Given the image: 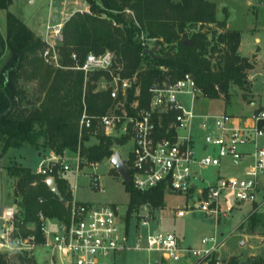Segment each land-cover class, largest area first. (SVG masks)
<instances>
[{
	"label": "trees",
	"instance_id": "16d2710c",
	"mask_svg": "<svg viewBox=\"0 0 264 264\" xmlns=\"http://www.w3.org/2000/svg\"><path fill=\"white\" fill-rule=\"evenodd\" d=\"M89 12L77 11L64 22L63 40L57 46L60 66L43 57L45 43L9 8L13 0H0L7 11V37L0 33V59L7 56L0 74V147L4 155L10 148L31 146L57 155L66 150L79 152L81 165L110 159L114 144L125 145L130 135H106L102 131L81 130V117L86 110L91 116L104 115L115 105L109 90H98L100 79L111 80L109 71H94L87 76L76 69L89 53L107 50L116 56L114 70L133 81L125 107L133 113L131 103L140 108L150 102V88L155 83L175 82L191 73L198 89L207 99H224L231 103L232 88L248 89V71L252 61L240 54L241 32L228 28V12L217 17V4L211 0H85ZM186 40L192 43L186 44ZM153 43V46H149ZM151 51V52H150ZM77 55V60L72 54ZM23 82H35L30 93ZM139 89V94L136 91ZM95 122V126H96ZM92 136L98 142L87 146ZM14 180V197L19 211L16 226L23 235L36 233L43 241L39 213L60 221L68 220L73 201L69 182L54 175L62 198L53 194L45 175L21 164L6 167ZM113 171H118L113 168ZM130 199L127 219L141 206L155 209L164 206V187L150 191L125 183ZM263 215L252 213L239 228L264 225ZM22 256L0 254V264H14ZM35 264L36 262L33 261ZM230 259L226 264H240ZM209 264H216L212 259ZM256 264V260L253 261Z\"/></svg>",
	"mask_w": 264,
	"mask_h": 264
},
{
	"label": "built area",
	"instance_id": "2783aa9c",
	"mask_svg": "<svg viewBox=\"0 0 264 264\" xmlns=\"http://www.w3.org/2000/svg\"><path fill=\"white\" fill-rule=\"evenodd\" d=\"M63 27V21L50 20L41 33L46 45L43 57L55 67L60 66L57 46L63 40ZM72 58L77 60V55L73 53ZM115 64V54L107 50L99 55L89 53L85 61L75 67L86 76L94 71H109L111 80L104 81L102 89L109 90L115 101L104 115L91 116L85 110L80 124L81 130L95 128L96 133L130 135L131 148L122 157L134 187L146 192L163 186L165 193L171 191L186 196L190 203L176 210V218L185 217L196 209L219 221L241 203L251 206V214L264 216V188L259 182L264 176V147L258 146V140L264 136V104L256 106L254 103V111L247 115L197 112L193 105L187 107L184 96H190L193 101L204 96L192 74L185 73L175 82L155 83L150 88L148 107L140 108L135 100L131 103L133 113H130L125 103L134 80L116 73ZM136 92L139 94V89ZM67 152L53 153L39 166L37 173L47 178L55 174L63 177L72 169L66 161ZM73 153L77 156L76 172L79 173L82 160L79 152ZM225 159L231 165L242 164L245 170L235 176L217 173L213 179L205 178L203 171L219 172ZM97 164L89 163L95 167ZM93 183L96 189L105 192L96 174ZM142 208L146 214L138 216V233L133 244L127 209L112 203L75 200L71 203L68 220L60 221L39 213L43 236V241L39 242L36 233L23 235L16 226L19 208L14 204L2 208L0 218L5 225L0 228V254L24 257L25 261L20 264H35L33 261L36 264H116L122 253L138 251L148 255L147 264H162L167 258L184 264H209L212 259L216 264H225L219 255L224 238L205 236L196 247L183 246L175 232L153 227V212L146 205ZM39 248L47 253L41 262L35 255ZM154 254L159 258H152Z\"/></svg>",
	"mask_w": 264,
	"mask_h": 264
},
{
	"label": "rangeland",
	"instance_id": "374dc122",
	"mask_svg": "<svg viewBox=\"0 0 264 264\" xmlns=\"http://www.w3.org/2000/svg\"><path fill=\"white\" fill-rule=\"evenodd\" d=\"M212 1L217 3V14L220 17L222 16L223 19L225 17L222 8L227 9L229 27L239 30L242 35L240 54L249 58L254 68L248 71L247 90L240 89L237 86L232 88V101L230 104H226L224 99L211 100L204 97H199L193 101L190 96H184L185 103L187 107L193 105L197 112L251 114L255 109L253 102L256 103V106L264 104V0ZM86 3L85 0H13L9 11L20 17L29 27L43 32L47 22L51 20V15L59 16V20L63 21L65 14L69 15L72 11L83 9ZM0 33L4 38L7 37V11L3 9H0ZM149 46H153V43H150ZM6 59L7 56L0 59V74ZM104 81L106 80L102 78L97 82L98 90H103L102 83ZM35 84V82H23L24 87L30 93L34 92ZM198 123L199 121H197ZM198 132L201 135L199 130ZM97 142L98 138L92 136L86 142V145L90 146ZM258 146L264 147V136L258 140ZM130 148L131 144L129 143L125 145L114 144L113 146L114 152L119 151L123 157ZM42 151L44 150L42 149ZM1 154L0 147V208H5L16 204L13 189L14 180L9 177L6 167L16 163L35 170L43 162V157L38 155L35 148L28 145L20 148H10L7 153ZM66 161L71 164L72 169L65 172V174L78 198H91L92 202L112 203L120 206L123 210H128L129 193L125 189L120 174L113 171L114 167L110 163V159L98 162L96 167L87 163V165L82 166L79 173L76 172L77 156L72 151L68 150ZM244 170L242 164L231 165L229 160L225 159L222 167L219 168V172L208 169L203 171V175L205 178L213 179L217 173L229 177L235 176ZM94 174L98 176L100 183L104 185V193L96 189L93 183ZM259 182L264 188V176L259 179ZM189 203L183 194L167 191L164 195V206L153 211V227L160 226L164 230L175 232L181 244L186 247H196L203 237L216 235L224 238L219 255L225 264L232 258H236L240 262L256 260V264H264V225L260 224L250 229L246 223L243 228H239L240 224L251 214L249 204L235 205L231 213L227 217H222L219 221L196 209L190 210L185 217L176 218L174 216L176 210L187 206ZM142 214L145 215L146 210L141 206L130 219L131 244L134 243L138 233L137 225L140 219L138 216ZM3 225H5V221L0 218V228ZM242 241L245 242L244 245H241ZM35 255L40 262L47 257L46 251L41 248L36 250ZM152 258H159V255L154 254ZM13 259L16 260L14 264H20L16 258ZM148 261L149 257L144 252L126 251L118 256L116 264H147ZM162 264H184V262H174L167 258Z\"/></svg>",
	"mask_w": 264,
	"mask_h": 264
},
{
	"label": "water",
	"instance_id": "95a60500",
	"mask_svg": "<svg viewBox=\"0 0 264 264\" xmlns=\"http://www.w3.org/2000/svg\"><path fill=\"white\" fill-rule=\"evenodd\" d=\"M57 20H58V17L54 16V18L52 19V22H55ZM39 36H40V34H39ZM185 43L190 44V43H192V41L186 40ZM12 108H13V103L11 101L9 108L0 117L5 116L8 113H10ZM110 163L118 171V173L122 177L123 181L125 183H129L130 182L129 168L127 166L126 160L122 157V155L119 151L114 152V154L110 158ZM46 184H47L48 188L50 189V191L53 194H55L57 197H59L62 200L63 204H66V200L62 198V193L58 187L56 178L55 177L47 178ZM147 208L149 210H151V207L149 205L147 206ZM1 213H2V209L0 210V216H1ZM244 243L245 242L242 241L241 245H244ZM252 263H253V261H250V262L242 261L240 264H252Z\"/></svg>",
	"mask_w": 264,
	"mask_h": 264
},
{
	"label": "crops",
	"instance_id": "0c3cea01",
	"mask_svg": "<svg viewBox=\"0 0 264 264\" xmlns=\"http://www.w3.org/2000/svg\"><path fill=\"white\" fill-rule=\"evenodd\" d=\"M212 1V0H211ZM213 2H215V1H213ZM216 3V2H215ZM217 4V3H216ZM225 7H223L222 8V11H223V9H224ZM217 10H218V6H217ZM77 11H81V12H84V11H86V12H89L90 11V6H89V4L88 3H86V5L84 6V8L83 9H79V10H77ZM77 11H72L69 15H67V14H65V19L63 20V22H65L66 20H68L70 17H71V15L72 14H74L75 12H77ZM54 16H56V15H51V17H50V19L52 20L53 18H54ZM224 16V15H223ZM58 17V19H59V16H57ZM217 17H218V19H220V20H222L223 19V17L221 16H218V14H217ZM28 26V25H27ZM228 26V28H230L229 27V24L227 25ZM29 27V26H28ZM33 32H35L37 35H39L40 34V36H41V31H38V30H35L33 27H29ZM231 29V28H230ZM241 46V45H240ZM254 103L255 102H253L252 104L254 105ZM38 151V155L39 156H42L43 157V162L46 160V159H48V158H50L51 157V155L53 154L51 151H48V150H44V151H39V150H37ZM42 162V163H43ZM41 163V164H42ZM40 164V165H41ZM39 165V166H40ZM39 166H38V168H39ZM27 167V166H26ZM30 168V167H29ZM38 168L37 169H35V170H33L32 168V170L34 171V172H36L37 173V170H38ZM63 178H65V179H67V181L69 182V185H70V188H71V190H72V187H71V184H70V181H69V179H68V177L66 176V174H64L63 175ZM72 195H73V200H75V201H77V202H92V200H91V198H85V199H80V198H78L77 197V195H76V192H74V190H72ZM2 208H0V210H1Z\"/></svg>",
	"mask_w": 264,
	"mask_h": 264
}]
</instances>
